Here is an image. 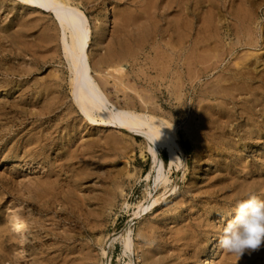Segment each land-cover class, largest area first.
<instances>
[{
	"label": "rangeland",
	"instance_id": "obj_1",
	"mask_svg": "<svg viewBox=\"0 0 264 264\" xmlns=\"http://www.w3.org/2000/svg\"><path fill=\"white\" fill-rule=\"evenodd\" d=\"M71 1L89 21L90 63L101 64L103 72L110 64L124 70L121 79L110 70L104 74L108 77L97 74L100 81L94 74L96 81L109 83L100 86L112 103L173 125L180 161L169 169L167 150L159 148L157 158L167 181L156 183L154 159L141 133L110 126L96 112L93 122L74 104L71 70L61 32L53 25L54 13L33 9L21 0H0V264H200L206 247L213 250L214 264H264V243L241 257L218 243L239 201L250 194L264 200L259 189L264 182V74L260 73H264V0ZM181 9L186 15L180 12L179 17ZM244 12L246 16L241 15ZM248 38L255 44H246ZM211 42H222V50ZM204 45L210 47L208 52ZM198 53L201 57L196 59ZM212 55L217 60L211 61ZM237 56H242L240 61ZM192 59L197 60L194 65ZM201 63L216 65L202 70ZM186 71H193L191 82ZM218 72L225 74V80ZM216 75L223 80L212 79ZM211 85L220 88L214 91ZM221 88L227 96L215 93ZM134 90L146 99L137 101ZM200 97L201 103L210 102L201 104ZM245 181L250 183L246 186ZM152 197L155 203L139 210ZM128 229L133 250L124 247Z\"/></svg>",
	"mask_w": 264,
	"mask_h": 264
},
{
	"label": "bare ground",
	"instance_id": "obj_2",
	"mask_svg": "<svg viewBox=\"0 0 264 264\" xmlns=\"http://www.w3.org/2000/svg\"><path fill=\"white\" fill-rule=\"evenodd\" d=\"M18 1V0H17ZM24 4H26V5H28V6H30V7H32L33 9H38V10H40V11H46V12H53L54 13V16H55V18H56V21H55V19H54V21H53V25H54V28L56 29V30H58V31H60L61 33H60V35H61V37H59V39H60V42L62 43L61 45H62V49H63V51H64V53H65V56H66V58H67V60H68V62H69V66H70V70H71V76H72V78H71V82H72V94H73V101H75L74 102V104H78L77 106L80 108V110L83 112L82 114H84V116L85 117H87L89 120H91V121H93V122H95L96 121V119L93 117V113L94 112H96L100 117H101V119L103 120V121H106V123H108L110 126H113V127H116V128H120V129H123V130H127V131H131V132H138V133H141L144 137H145V139L147 140V143H148V145H147V147H148V149L149 150H147V151H150L151 152V154H152V156H153V164H154V175H155V182L156 183H159V182H166L167 181V176L164 174V172H163V167H162V164H160V162L158 161V158H157V153H158V151H159V148H165L166 150H167V153H168V163H169V165H168V167H169V169H171V167L173 166V165H177V161H180V157H179V155H178V150L180 149V147H179V144H178V142L176 141V130H175V127L173 126V125H171V124H169L168 122H166V121H164V120H160V119H156V118H154V117H152V116H150V115H148V114H146V113H143V114H140V113H137V112H134V111H131V110H129V109H127V108H125V107H122V106H119V105H117V104H114V103H112L111 101H110V99L108 98V96H107V94L104 92V90L102 89V87L100 86V83H102L103 84V81L102 82H97L96 81V79H95V77H94V74H96V76H97V74H100V75H103V76H105L104 74H107V73H109V71L110 70H112V71H114L115 72V74L116 75H118L119 76V74H120V78L119 79H121V77L123 76H121V74H124V72L123 73H121L122 71H124L123 70V68L122 67H118V66H110V65H108L106 68H108V69H106V70H104V72H103V69H102V67H101V64H100V67L98 68L97 66H95V65H92L91 63H90V61H89V58H88V54H87V48H88V45H89V42H90V40H91V30H90V27H89V21H88V18H87V16L85 15V13L78 7V4H76L74 1H71V0H21ZM88 1V0H87ZM102 1H104V0H102ZM151 1H153V0H151ZM155 1V0H154ZM172 1V0H171ZM180 1V0H179ZM231 1V0H230ZM80 2V1H79ZM101 2V1H100ZM164 2H166V0L164 1ZM232 2V1H231ZM145 3H146V1H145ZM149 3V2H148ZM152 3H154V2H152ZM183 3V2H182ZM233 3V2H232ZM14 4V3H13ZM142 4V3H141ZM149 4H151V3H149ZM165 4V3H164ZM178 4H181V3H177V6H178ZM193 4V3H192ZM2 5V4H1ZM145 5V4H144ZM146 5H147V3H146ZM145 5V7H146V9L147 8H150V6H146ZM193 5H196L195 4V2H194V4ZM192 5V6H193ZM198 5V4H197ZM12 6V5H11ZM176 6V7H177ZM181 6V5H180ZM179 6V7H180ZM183 6H184V8H185V5L183 4ZM243 6H245L244 4H243ZM242 6V7H243ZM143 6H141V7H138L141 11H143V8H142ZM145 7H144V10H145ZM165 7V6H164ZM167 7V6H166ZM175 7V8H176ZM182 7V6H181ZM180 7V8H181ZM199 7V6H198ZM196 8L195 7V9L197 10H199V8ZM174 8V9H175ZM194 8V7H193ZM244 9H245V7H243ZM138 9V10H139ZM151 9V8H150ZM150 9H148V10H145V11H150ZM170 9V8H169ZM183 9V8H182ZM182 9L178 12L179 13V17H180V12H183L182 11ZM210 9H212V8H210ZM253 9V8H252ZM152 10V9H151ZM239 10V9H238ZM240 10H241V8H240ZM144 11V12H145ZM185 11V10H184ZM245 11V10H244ZM146 12V13H147ZM195 12V11H194ZM240 12H243V10H241ZM149 13V12H148ZM177 12H176V14H178ZM245 13H247V12H244V14L243 13H241V15H245ZM250 13V11L247 13V16L249 17V14ZM254 13V12H253ZM145 14V13H144ZM183 14L184 15H186L185 14V12H183ZM225 14V13H224ZM249 14V15H248ZM252 14V13H251ZM149 15V14H148ZM147 15V16H148ZM181 15H182V13H181ZM184 15L182 16V17H184ZM218 15H220V14H218ZM217 15V16H218ZM235 15V14H234ZM253 15V14H252ZM145 16V15H144ZM210 16H211V13H210ZM215 16V15H214ZM246 16V15H245ZM240 17V16H239ZM242 17V16H241ZM247 17V18H248ZM146 18V17H145ZM178 17H176V19H177ZM225 18V17H224ZM250 18V17H249ZM254 18H255V16H254ZM52 19V18H51ZM185 19H186V17H185ZM202 19V18H201ZM217 19V17L215 18V20L214 21H217L216 20ZM32 20V19H31ZM40 21H41V19H39ZM38 20V21H39ZM226 20H227V18H226ZM229 20V19H228ZM238 20V19H237ZM37 21V22H38ZM177 21H178V19H177ZM189 21V20H188ZM205 21V20H204ZM251 21V20H250ZM254 21H255V19H254ZM32 22V21H31ZM182 22H184V21H182ZM223 22H225V21H223ZM228 22V21H227ZM230 22V21H229ZM234 22V21H233ZM239 22H240V19H239ZM238 22V23H239ZM36 23V22H35ZM199 23V22H198ZM197 23V24H198ZM235 23V22H234ZM240 23H243L242 22V20H241V22ZM246 23V22H245ZM173 24V23H172ZM172 24H171V26H172ZM176 24H178V23H176ZM181 24V23H180ZM186 24V21H185V23H184V26H186L185 25ZM187 24H188V22H187ZM190 24V23H189ZM204 24H205V22H204ZM219 24V23H218ZM215 25H216V23H215ZM234 25V24H233ZM236 25V24H235ZM234 25V26H235ZM247 25V24H246ZM255 25V24H254ZM42 26V25H41ZM171 26H169V27H171ZM174 26H175V24H174ZM183 25L181 26V27H184ZM191 26V25H190ZM34 27V26H33ZM176 27H179V26H176ZM198 27V26H197ZM213 27V26H212ZM247 27V26H246ZM261 27V26H260ZM185 28V27H184ZM217 28V27H216ZM248 29H249V26L247 27ZM247 28L245 29V32H247L246 30H247ZM188 30H186L187 32L189 31V29L190 28H187ZM205 29V28H204ZM214 29V28H213ZM238 29V28H237ZM251 29V28H250ZM257 29H259V28H257ZM54 30V29H53ZM52 30V31H53ZM175 32H176V34H177V30L179 31V29L178 28H175ZM200 30V29H199ZM206 30H207V28H206ZM216 30H218V29H216ZM234 30V32H235V30L236 29H233ZM263 30V29H262ZM182 30H181V28H180V32H181ZM197 32H198V30H196ZM203 31V30H202ZM205 31V30H204ZM212 31V30H211ZM215 31V30H214ZM228 31V30H227ZM226 31V32H227ZM241 31V30H240ZM244 31V30H243ZM249 31V30H248ZM3 32V31H2ZM5 32V31H4ZM55 31H53V33H54ZM148 32V31H147ZM179 32V33H180ZM185 32V31H184ZM183 32V33H184ZM187 32H185V33H187ZM225 32V31H224ZM233 32V33H234ZM236 32L238 33V31L236 30ZM235 32V33H236ZM244 32V33H245ZM250 32V31H249ZM248 32V33H249ZM7 33H9L10 34V31H8ZM14 33H16V32H14ZM182 33V34H183ZM201 33V32H200ZM205 33V32H204ZM207 33V32H206ZM205 33V34H206ZM210 33V32H209ZM230 33V32H229ZM236 33V34H237ZM243 33V32H242ZM253 33V32H252ZM19 34V33H18ZM189 34V33H188ZM198 34H199V32H198ZM214 34H215V32H214ZM216 34H217V32H216ZM216 34H215V36H216ZM227 34V33H226ZM236 34H234V35H236ZM240 34V33H239ZM247 34V33H246ZM251 34V33H250ZM16 35V34H15ZM57 35V34H56ZM180 35V34H179ZM179 35H178V39H180L181 38V35H180V37H179ZM185 36H187L186 34H184ZM209 35L210 34H208V37H209ZM241 35V34H240ZM249 35V34H248ZM5 37H7L6 35H4ZM17 36V35H16ZM54 36H55V34H54ZM199 36V35H198ZM197 35L195 36V38L196 37H198ZM242 36V35H241ZM247 36V35H246ZM252 36V35H251ZM14 37V36H13ZM21 37V36H20ZM56 37V36H55ZM136 37V36H135ZM202 37V36H201ZM207 37V36H206ZM207 37V38H208ZM235 37H237V35L235 36ZM239 37V36H238ZM254 37V36H253ZM253 37H251V38H253ZM45 38V37H44ZM143 38H144V36H143ZM203 39L205 38V36L204 37H202ZM217 39H219V37L217 36L216 37ZM137 39V38H136ZM185 39H187V38H185ZM184 39V41L186 42V40ZM202 39V40H203ZM209 39H210V41H212L211 40V37H209ZM221 39V38H220ZM248 39H250V38H248ZM256 39V38H255ZM139 41H140V39H138ZM146 40V39H145ZM144 40V41H145ZM198 40V39H197ZM208 40V39H207ZM246 40V39H245ZM245 40H244V42H245ZM251 40V39H250ZM247 40L246 41V44H249V45H254L255 44V41H254V44H253V40ZM257 40V39H256ZM45 41V40H44ZM183 41V40H182ZM204 42H205V39L203 40ZM218 41V40H217ZM263 41V40H262ZM50 42H53L54 43V41H52V40H50ZM118 42V41H117ZM127 42V41H126ZM143 42V41H142ZM180 42V41H179ZM199 42H201V41H198V44H201V45H203L204 44V42H201V43H199ZM214 42V41H213ZM213 42H211V44L213 43ZM44 43H46V42H44ZM52 43V44H53ZM193 43H196V42H193ZM203 43V44H202ZM206 43H208L207 41L205 42V45H206ZM219 43V42H218ZM222 43V42H221ZM220 43V44H221ZM257 44H258V41L256 42ZM263 43V42H262ZM47 44H49V43H47ZM129 44V43H128ZM138 44V43H137ZM137 44H136V42H135V45L137 46ZM140 44V43H139ZM181 44V43H180ZM179 44V45H180ZM185 44V43H184ZM211 44H210V46H211ZM214 44V43H213ZM215 44H216V42H215ZM214 44V46H216V45H218L217 46V48L219 47V45L220 44H216L215 45ZM231 44V43H230ZM245 44V43H244ZM12 45H14V44H12ZM123 45V44H122ZM178 45V46H179ZM182 45V44H181ZM196 45V44H195ZM205 45L203 46V49H204V47H205ZM233 45H235V44H233L232 43V46H228L231 50H229V52L230 51H232L233 49H234V47H233ZM236 45H237V42H236ZM55 46V45H54ZM141 46H143V45H141ZM172 44H171V48H172ZM221 47H223L222 45H220ZM118 47H120V45H118ZM123 47H126V46H124L123 45ZM170 47V46H169ZM180 47V46H179ZM191 47H193L192 45H191ZM199 47V46H198ZM207 47H209L208 45H207ZM207 47H205V49L207 48ZM231 47H233V48H231ZM129 48H131V47H129ZM134 48V47H133ZM138 48V47H137ZM194 48V47H193ZM192 48V49H193ZM210 48V47H209ZM247 48H248V46H247ZM121 50H122V48H120ZM179 49V48H178ZM182 49V48H181ZM192 49H189V50H191L192 51ZM196 49H197V46H196ZM198 49H201V48H198ZM202 49V50H203ZM204 49V50H205ZM214 49V48H213ZM175 50H176V46H175ZM174 50V51H175ZM180 50V49H179ZM178 50V51H179ZM193 50H195V49H193ZM202 50H200L201 52H202ZM203 50V51H204ZM216 50V49H215ZM219 50H220V47H219ZM221 50H222V48H221ZM220 50V51H221ZM173 51V52H174ZM181 51V50H180ZM198 50H196L195 52H197ZM209 51H212L211 49H209ZM228 51V50H227ZM130 52H132V51H130ZM189 52V55H190V51H188ZM188 52H186V53H188ZM193 53H194V51H192ZM199 52V51H198ZM201 52H199V53H201ZM206 52H208V49H206ZM214 52H217V51H214ZM219 52V51H218ZM222 52H225V51H222ZM221 52V53H222ZM247 52H248V50L246 51V54H247ZM250 52V51H249ZM248 52V54L250 55V53ZM253 52V51H252ZM251 52V53H252ZM259 52V51H258ZM263 52V51H262ZM129 53V52H128ZM139 53V52H138ZM199 53L198 54H196V59L197 58H199V56L200 55H203V53H201L200 55H199ZM212 53H213V51H212ZM220 53V52H219ZM219 53H217V55L219 54ZM220 53V54H221ZM228 53V52H227ZM260 53H261V51H260ZM259 53V54H260ZM104 54V53H103ZM102 54V55H103ZM134 54V53H133ZM178 54V53H177ZM205 54V53H204ZM219 54V55H220ZM244 54V53H243ZM256 54V52H254V55ZM263 54V53H262ZM102 55H98V56H101L102 57ZM105 55V54H104ZM185 56H186V54H184ZM188 55V56H189ZM192 55V54H191ZM194 55V54H193ZM206 55V54H205ZM211 55V54H210ZM214 55H215V53H214ZM214 55H212V57L210 58L211 59V61H213L212 60V58L214 57ZM224 55V53L222 54V56ZM253 55V56H254ZM261 55V54H260ZM178 56V55H177ZM185 56H184V59H185ZM187 56V57H188ZM206 56H209V54L208 55H206ZM263 56V55H262ZM128 57V56H127ZM193 57V56H192ZM195 57V56H194ZM201 57V56H200ZM216 57H218V56H216ZM221 56H219V58L218 59H220L221 60V58H220ZM238 57V56H237ZM242 57V56H241ZM240 57V58H241ZM246 57V56H245ZM248 57V63H250L249 62V59L251 58H249V56H247ZM257 57H258V55H257ZM260 57V56H259ZM258 57V58H259ZM97 58V57H96ZM113 58H114V56H113ZM121 58H123V57H121ZM183 58V57H182ZM189 58V57H188ZM188 58H187V60H186V62L187 61H189V60H191V59H189L188 60ZM202 58H206L205 56H203ZM208 58V57H207ZM239 58V57H238ZM237 58V59H238ZM240 58H239V60L238 61H240ZM95 59V58H94ZM111 58H109V60H110ZM179 59V58H178ZM177 58H176V60H178ZM201 59V58H200ZM199 59V60H200ZM209 59V58H208ZM213 59H215V58H213ZM245 59H247V58H245ZM263 59H264V57H263ZM118 59H117V55H116V60L115 61H117ZM170 60V59H169ZM204 60V59H203ZM215 60H217V58L215 59ZM251 60V59H250ZM258 60V59H257ZM103 61V60H102ZM112 61V60H111ZM184 61V60H183ZM182 61V64L185 62H183ZM194 60L192 59V61H190V62H193ZM197 61V60H196ZM195 61V62H196ZM206 59L204 60V63H206V62H208V60L206 61ZM242 62H243V60H241ZM246 61L244 62L245 64H246ZM259 61H260V59H259ZM94 62H95V60H94ZM107 62V61H106ZM105 62V63H106ZM125 62V61H124ZM178 62V61H177ZM190 62H189V64H187V67H188V65H189V67H190V69H191V66L192 65H194L195 64V62H193L192 63V65L190 66ZM202 62V61H201ZM215 62V61H214ZM220 63V61H217V63ZM252 62H254V60L252 61ZM98 63V62H97ZM100 63V62H99ZM122 63V62H121ZM174 63V62H173ZM188 63V62H187ZM198 63V62H197ZM200 63V62H199ZM208 63H210V62H208ZM244 63H241V64H244ZM256 63V62H255ZM255 63H254V66H255ZM260 64H261V62H259ZM116 65H117V62L115 63ZM202 64V63H201ZM211 64V63H210ZM210 64L209 65H206L205 64V66H204V64H202L203 66V68H202V70H210L211 68H212V66H213V64L210 66ZM230 64V63H229ZM234 64H236V63H234ZM234 64L231 66V67H233L234 66ZM238 64H239V62H238ZM252 64V63H251ZM250 64V65H251ZM258 63H256V66H258V65H260V64H258ZM263 64H264V62H263ZM99 65V64H98ZM177 65V64H176ZM184 65H186V64H184ZM214 65H216V64H214ZM237 65V64H236ZM248 65V64H247ZM250 65H248V66H250ZM253 65V64H252ZM19 66V65H18ZM24 66V65H23ZM8 66H5L4 68H7ZM10 67V66H9ZM16 67H17V65H16ZM28 67V66H27ZM32 67H34L33 65H32ZM31 67V68H32ZM186 66H185V68H187ZM11 68H13V67H10L9 69H11ZM21 68H22V65H21ZM194 68H195V66H193V68H192V70H194ZM223 68V67H222ZM234 68V67H233ZM236 68H238V66L236 67ZM256 68V67H255ZM259 68V67H258ZM14 69V68H13ZM13 69H11L12 70V72H14L13 71ZM30 69V68H29ZM34 69V68H33ZM69 69V68H68ZM176 69H177V67H176ZM181 69V68H180ZM187 69H189V68H187ZM226 69V68H225ZM248 69V68H247ZM6 70H8V68L6 69ZM24 71H25V69H23ZM31 70V69H30ZM229 70V69H228ZM231 70H233V69H231ZM106 71V72H105ZM178 71V70H177ZM180 71V70H179ZM199 71V70H198ZM240 71H242V69L240 70ZM248 71V70H247ZM246 71V72H247ZM4 72V71H3ZM16 72V71H15ZM175 72V71H174ZM183 72V71H182ZM188 74V80L190 79V77H189V74H191V73H189L188 71H186ZM196 72V71H195ZM239 72V71H238ZM245 72V73H246ZM22 73V72H21ZM24 73V72H23ZM177 73V72H176ZM220 72H218V74H219ZM241 73V72H240ZM240 73H238V74H240ZM243 73V72H242ZM241 73V74H242ZM249 73H250V71H249ZM253 73V71L251 72V74ZM260 73H262V74H264L263 73V71L262 72H260ZM260 73H259V75H260ZM9 74V73H8ZM19 74V73H18ZM193 74H195V73H193ZM192 74V75H193ZM217 74V75H218ZM222 73H220V75H221ZM247 75H248V73H246ZM186 75V76H187ZM214 76L213 78L212 77H210V80H211V78L212 79H216L215 77H218V76ZM219 75V76H220ZM224 75L225 74H223V75H221V76H223V78H224V80H225V77H224ZM245 75V74H244ZM108 76H111L110 74H108L107 76H105V77H108ZM127 76V75H126ZM197 76H199V75H197ZM227 77H228V75H226ZM238 76V75H237ZM246 76V75H245ZM249 77H251V75L249 74L248 75ZM252 76H255L254 75V73H253V75ZM105 77H103V78H105ZM116 78H117V76H115ZM114 77V78H115ZM123 77H125V74H124V76ZM193 77V79H191V80H195L196 79V75H195V77L194 76H191V78ZM232 77V76H231ZM55 78V77H54ZM110 78H112V77H110ZM220 77H218V79H219ZM222 78V77H221ZM220 78V79H221ZM253 78V77H252ZM258 78V77H257ZM260 78H262V77H260ZM57 79V78H56ZM97 79H98V81H100V78H98V76H97ZM107 79H109V78H107ZM231 79V78H230ZM60 80V79H59ZM106 80V79H105ZM127 80V79H126ZM129 80V79H128ZM210 80H208V81H210ZM221 80H223V79H221ZM232 80V79H231ZM107 81V80H106ZM190 81V80H189ZM226 81H227V79H226ZM115 83H116V81H114ZM191 82V81H190ZM224 82V81H223ZM227 82H229V81H227ZM237 82H239V81H237ZM2 83V82H1ZM49 82H47V84H48ZM124 83V82H123ZM231 83V82H230ZM235 83V81L231 84L232 86H233V84ZM241 83V82H240ZM243 83V82H242ZM43 84V83H42ZM46 84V85H47ZM104 84H106V82H104ZM103 84V85H104ZM109 83H107L106 85H108ZM117 84V83H116ZM120 84H121V82H120ZM191 84H193V83H191ZM218 84V83H217ZM227 84L228 83H225V87L227 86ZM235 84H237V83H235ZM235 84H234V86H235ZM239 84V83H238ZM105 85V86H106ZM128 85V84H127ZM126 85V86H127ZM204 85H206V82H204ZM204 85L202 86V87H204ZM214 85V84H213ZM219 85V84H218ZM223 85H224V83H223ZM223 85H222V87H223ZM230 85V84H229ZM243 86H241L240 84H239V87L241 86V87H244V84H242ZM249 85V84H248ZM255 86H256V84H254ZM257 85H258V83H257ZM120 86H122V84L120 85ZM119 86V87H120ZM125 86V85H124ZM124 86H122V87H124ZM129 86V85H128ZM215 86H217V85H214L213 87H215ZM232 86H230L231 88H232ZM259 86V85H258ZM258 86H256L255 88L256 89H258ZM261 86V85H260ZM40 87V86H39ZM122 87H120L119 89H121ZM130 87H131V85H130ZM211 87H212V85H211ZM210 87V92H212L211 91V89L213 88H211ZM219 88H220V86H218ZM217 87V88H218ZM229 87V88H230ZM254 87V86H253ZM262 87V86H261ZM133 88V87H132ZM217 88H213L212 90H216ZM227 89H229L228 88V86L226 87ZM230 88V90H232ZM245 88V87H244ZM241 88V92H240V89H239V91L238 92H240L241 94H244L242 91H244L245 89V91H247V88ZM248 88H249V86H248ZM260 88V87H259ZM117 89H118V84H117ZM123 89V88H122ZM128 89H131V88H129L128 87ZM134 89V88H133ZM222 89V88H221ZM234 89H236V87L234 88ZM244 89V90H243ZM45 90H46V88H45ZM132 90V89H131ZM130 90V91H131ZM218 90V89H217ZM223 91L221 92V90H219V91H217V92H215V93H218V92H220L223 96L224 95H226V94H224L225 92H228V91H225L224 92V90L225 89H222ZM250 90H252L251 88H250ZM260 90H262L261 88H260ZM44 91V90H43ZM120 91V90H119ZM122 92H123V90H121ZM133 91V90H132ZM135 91L136 90H134V94H135ZM233 91V90H232ZM263 91H264V88H263ZM45 92V91H44ZM200 93H202L201 91H199ZM205 92V91H204ZM234 92V91H233ZM238 92H236L235 91V94L237 93L238 95H239V93ZM14 93V92H13ZM119 93V92H118ZM117 93V94H118ZM125 93H126V91H125ZM206 93V92H205ZM204 93V94H205ZM214 92H212L211 94L212 95H215V94H213ZM232 92H230L229 93V95L231 94ZM247 94L249 93V92H246ZM252 93H255L254 91L252 92ZM51 94H53V93H51ZM138 93H136L135 95H136V97L138 96L137 95ZM178 94V93H177ZM208 94H209V92H208ZM219 94V93H218ZM234 94V93H233ZM124 95V94H123ZM134 95V96H135ZM139 95H141L140 93H139ZM250 95V97L251 96H253V95H251V93L249 94ZM49 96V95H48ZM53 96V95H52ZM72 96V95H71ZM141 96H143V94L141 95ZM227 96V95H226ZM234 96H236V95H234ZM239 96H241V95H239ZM239 96H238V98H239ZM244 96H247L246 94L244 95ZM124 97V96H123ZM144 97V96H143ZM177 97V96H176ZM215 97L217 98L218 96H217V94L215 95ZM242 97V96H241ZM249 97V96H248ZM246 98V97H244V98H246V99H249V98ZM127 98H128V96H127ZM130 98V97H129ZM129 98H128V100H129ZM235 98V97H234ZM238 98H237V100H238ZM53 99V98H52ZM138 99H140V100H142L143 98L141 97H137V101H138ZM146 99V98H145ZM145 99H143V100H145ZM151 99V98H150ZM203 99V98H202ZM206 99V98H205ZM205 99H203V101L205 100ZM225 99H227V98H225ZM231 99H233V98H231ZM241 99H243V97L241 98ZM260 99V98H259ZM142 100V101H143ZM148 100V99H147ZM146 100V101H147ZM152 100V99H151ZM199 101L201 100V97H200V99H198ZM208 100V99H207ZM206 100V101H207ZM228 100V99H227ZM245 100V99H244ZM205 101V102H206ZM209 101V100H208ZM207 101V102H208ZM218 101H219V99H218ZM221 101V100H220ZM224 101V100H223ZM148 102V101H147ZM205 102H203L204 104H205ZM210 102V101H209ZM216 102V101H215ZM130 103H131V101H130ZM149 103H150V101H149ZM199 103H201V101L199 102ZM203 103H201V104H203ZM246 103H248V102H246ZM249 103H250V101H249ZM254 103V102H253ZM200 104V105H201ZM222 104V103H221ZM220 104V105H221ZM226 104V103H225ZM224 104V105H225ZM242 104V106H243V103H241ZM251 104V103H250ZM139 105H140V102H139ZM144 105V104H143ZM143 105H141L142 107H143ZM229 105V104H228ZM237 105V104H236ZM240 105V104H239ZM133 106V105H132ZM149 106V105H148ZM199 106V105H198ZM226 106H227V104H226ZM230 106V105H229ZM231 106H232V104H231ZM256 106V105H255ZM202 107H203V105H202ZM257 107H259V106H257ZM245 108V107H244ZM262 108L263 107H261L260 106V110H262ZM255 109H257L256 107H255ZM254 109V110H255ZM259 109V108H258ZM197 110H199V108L197 109ZM250 110V109H249ZM248 110V111H249ZM207 111V110H206ZM205 111V112H206ZM232 111H233V108H232ZM238 111H239V109H238ZM241 111V113L240 114H242V110H240ZM239 111V112H240ZM199 112V111H198ZM216 112V111H215ZM230 112H231V110H230ZM257 112V111H256ZM207 113H208V111H207ZM245 112H243V114H244ZM201 114V113H200ZM210 114V113H209ZM215 114V113H214ZM212 115V114H211ZM231 115H232V113H231ZM245 115H246V113H245ZM212 116H216V115H212ZM233 116V115H232ZM201 118V117H200ZM226 118V117H225ZM224 118V119H225ZM228 118V117H227ZM99 119V118H98ZM221 118L219 117V120H220ZM226 120V119H225ZM203 121V120H202ZM223 121V120H222ZM228 121V120H227ZM215 122V121H214ZM213 122V123H214ZM216 122H217V120H216ZM221 122V121H220ZM225 122V121H224ZM97 123V122H96ZM222 123V122H221ZM233 123V122H232ZM206 124V123H205ZM228 124H231V123H228ZM207 125V124H206ZM211 125H213V124H210V126ZM214 125H215V123H214ZM219 125V124H218ZM217 125V126H218ZM209 126V125H208ZM228 127H231L232 125H227ZM147 128V130H143V128ZM204 127H206V126H204ZM212 127V126H211ZM216 127V126H215ZM214 127V128H215ZM223 127H225L224 125H223ZM245 128V127H244ZM205 129H207L206 131H208V128H205ZM222 129V128H221ZM229 129V128H228ZM246 129V128H245ZM210 130V129H209ZM215 130V129H214ZM219 130V129H218ZM211 131H213V130H211ZM222 131V130H221ZM229 132V131H228ZM211 133V132H210ZM219 134V133H218ZM230 134V133H229ZM228 135V134H227ZM229 136H231V135H229ZM43 137V136H42ZM254 137V136H253ZM237 138V137H236ZM253 139V138H252ZM255 139V138H254ZM258 139V138H257ZM227 144H229V142L227 143ZM231 144V143H230ZM234 144V143H233ZM28 146V145H27ZM236 149V148H235ZM22 151V150H21ZM150 154V155H151ZM216 159V158H215ZM263 161V160H262ZM244 162V161H243ZM242 164V163H241ZM244 165H245V163H244ZM244 165H242V167L244 166ZM237 166V165H236ZM262 166V165H261ZM241 167V168H242ZM260 167V166H259ZM240 168V167H239ZM246 168H248V167H246ZM245 169V168H244ZM243 170V169H242ZM246 171H247V169H245ZM239 172V171H238ZM230 174V173H229ZM241 175V174H240ZM236 177V176H235ZM252 177V176H251ZM263 177V176H262ZM232 178V177H231ZM264 178V177H263ZM253 179V178H252ZM252 179H250V181L252 180ZM256 180H260V178L259 179H257V178H255ZM232 180H233V178H232ZM236 180H240V179H236ZM244 180V179H243ZM254 180V179H253ZM250 181L248 182V184L250 183ZM237 182V181H236ZM243 184H244V182H242ZM247 183V181H245V184ZM264 183V182H263ZM263 183H261V185H260V187H259V189H260V191L262 192V193H264V184ZM248 184H246V186L248 185ZM156 185V184H155ZM158 185V184H157ZM240 186H242V184L241 185H239V187ZM241 188V187H240ZM155 203V198H150V200H149V202L147 203V205H144V206H140V209L139 210H141V211H143L144 209H146L147 207H149V206H151V205H153ZM17 218H18V216H16ZM19 218H21V216H19ZM18 218V219H19ZM15 221V220H14ZM18 227H19V230H22V231H24L25 230V227L21 224V223H18ZM23 237H25L26 235L24 234V232H23ZM124 240H125V244H124V247L126 248V249H128V250H133L134 249V241H133V239H132V237L130 236V230L128 229V231H127V234L125 235V237H124ZM104 253H105V251H104ZM202 259H201V261H200V264H214V260H213V258H214V253H213V250L211 249V248H208V247H206L204 250H203V255H202ZM107 264H110L109 263V261L107 262ZM127 264H129V263H127Z\"/></svg>",
	"mask_w": 264,
	"mask_h": 264
},
{
	"label": "clouds",
	"instance_id": "obj_3",
	"mask_svg": "<svg viewBox=\"0 0 264 264\" xmlns=\"http://www.w3.org/2000/svg\"><path fill=\"white\" fill-rule=\"evenodd\" d=\"M235 216L223 226L219 247L241 257L246 251L257 250L264 243V200L250 194L239 201Z\"/></svg>",
	"mask_w": 264,
	"mask_h": 264
}]
</instances>
